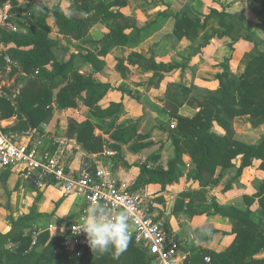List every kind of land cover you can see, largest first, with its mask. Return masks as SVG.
Masks as SVG:
<instances>
[{"label": "trees", "instance_id": "trees-1", "mask_svg": "<svg viewBox=\"0 0 264 264\" xmlns=\"http://www.w3.org/2000/svg\"><path fill=\"white\" fill-rule=\"evenodd\" d=\"M259 4L257 12L258 21L264 27V0H254ZM11 3L15 10V0H0V3ZM123 4V0H71L65 12L60 5L51 9L45 6L28 5L16 8V11L26 10L34 16L28 28V33L21 36L8 30H1L2 40L13 42L17 47L10 55L17 61L20 70L31 77L24 84L11 88H1L5 93H13L16 103L31 117L36 128L35 135L40 133V123L52 116V101L57 109L76 108L81 102L89 110L92 117L115 127L114 123L121 109V102H109L106 106L101 104L106 94L113 89L109 83H103L93 78L90 73L79 71L76 60H94L91 53L71 54L66 60H59L54 53L56 40L49 35L51 27L47 18L52 16L53 23L62 35L80 39L84 37L89 28L100 21L113 19L114 25L101 39L109 46L134 44L145 28L134 25L118 23L122 18L119 11L110 10L114 3ZM34 12V13H33ZM35 12H37L35 14ZM212 15L217 17L219 30L214 35L228 36L232 42L239 40L240 31L244 29L245 17L241 12L229 13L226 9L211 10L203 19L191 18L187 13H180L175 17L172 32L179 39L186 36L192 42L200 40L199 47L207 44L214 35L199 38L198 28H204L206 21ZM124 18V17H123ZM127 28L133 34H126ZM232 43H230V47ZM142 60L147 69L154 70L153 77L161 75L163 63H156L138 53H131ZM93 57V56H92ZM153 61V62H152ZM119 62L122 61L119 59ZM39 71L36 73L35 69ZM13 67L11 74L17 71ZM218 87L215 91H205L197 101L198 109L192 116L178 114L177 105L169 101L167 106L176 108L175 112L169 110V118L175 119L174 127H169V138L173 146V155L167 161V166L156 164L157 154H153L149 163L140 166V182L159 183L161 187L178 180L184 165L183 155L187 154L194 164V177L200 181L201 186L219 182L222 172L228 168H235L239 174L243 168L252 164L254 159H260V168L264 169V133L258 142L248 143L238 140L232 135V122L239 116H248L251 126L264 124V52H258L245 64L239 74L222 71L216 74ZM183 86V85H182ZM187 93L190 87L183 86ZM197 100V98H196ZM0 119L15 117V122L3 128L4 131L20 136L19 132L28 130L26 119L17 111L15 104L0 96ZM216 123L225 133L220 135L212 130ZM73 124V122H72ZM94 123L90 120L74 121V130L78 144L87 152H98L103 148L101 136L94 135ZM102 127V126H101ZM103 128V127H102ZM137 126L130 130L116 128L112 136L119 141L129 142L134 136ZM109 131V130H108ZM69 137V133H68ZM145 139V135L139 136ZM59 143H54L57 146ZM133 144L131 149L135 152L142 147H149L151 143L141 146ZM239 158V166L233 160ZM219 173L214 177L216 168ZM227 188V187H225ZM188 198L185 208L189 216L212 213L227 217L232 223L234 238L231 245L220 253L202 250L190 246L191 264H196L199 258L210 257L211 264H264V256L255 257L264 252V222L255 217L252 205L257 203L260 212L264 214V179L259 189L251 195H243L245 208H238L230 204H219L214 197H208L203 189L188 190L183 194ZM163 202V198L158 197ZM58 204V203H57ZM165 206L161 208L164 216ZM174 211H172L173 213ZM45 216L35 211L32 206L29 213L12 220V229L21 221L30 223L28 231H18L12 235L11 230L0 231V264H149L150 256L146 250L130 238L128 247L118 259H113L112 253L103 255L94 254L86 240L84 251L80 257H70L61 244V237L51 235L49 231L40 233L34 246L31 244V231L36 218ZM167 231V227L165 228ZM214 230L199 229L198 232L211 233ZM12 245V246H10Z\"/></svg>", "mask_w": 264, "mask_h": 264}, {"label": "crops", "instance_id": "crops-1", "mask_svg": "<svg viewBox=\"0 0 264 264\" xmlns=\"http://www.w3.org/2000/svg\"><path fill=\"white\" fill-rule=\"evenodd\" d=\"M70 1L45 0V3L42 4L40 0H16L14 7L20 8L34 5L51 9L55 5H60L67 12ZM123 1V4L118 2L112 4L110 10L119 11L124 17L118 18V23L124 24L126 22L138 28H145V31L139 35L138 41L134 44L109 46L101 40L109 31L110 26L114 25L113 19L97 22L89 28L88 33L84 37L73 39L58 32L52 16L47 18V23L51 27L49 35L57 41L54 47L55 56L59 60H66L71 54L80 53L85 55L90 52V57L94 62L78 58L76 65L79 71L90 73L95 80L109 83L113 87L102 99L101 104L106 106L112 101H122L123 105H121L115 120V127L109 129L107 126L109 118H105L107 122L101 123L98 119L92 117L88 108L81 102L78 103L76 108L57 109L52 101V116L40 123V133L37 135H35V128L31 139H41L44 147L52 154H56L59 158V163L68 173L76 174L83 164L88 161L93 166L108 168L115 178L131 183L144 197L153 199V213L164 221L168 235L172 239L176 238V243L188 250L190 255L189 264H191L192 253L189 250L190 246H195L197 250L202 249L220 253L231 245L234 233L232 232V223L227 217L212 213L189 216L185 208L188 198L184 197L183 194L188 190L203 189L207 192L208 197H214L219 204H230L238 208H245L243 200L240 201L239 199L244 194L250 195V193L245 192L242 194L238 188L245 175H239L232 181V185L228 184L225 186L227 188L223 187L222 191L218 192L215 184L201 186L200 181L194 175L189 174L188 167H190L192 162L190 157L184 154L182 158L184 165L181 166L182 171L178 180L166 184L164 187H161L159 183L140 182V166L144 163H149L153 154L156 153L158 155L156 164H161L164 167L167 166V161L173 155V146L170 138L163 136L161 130L157 127L152 128L151 132L150 129L147 130L148 127L143 119H145V115L147 117L151 116L154 121L158 120V122L162 119H167L169 110L175 112L176 109L167 106L169 101H173L174 104L182 102L179 105L176 104L177 113L184 116H192L198 109L197 101L200 100L202 93L208 90L213 92L217 89V73L224 70L234 74L241 73L246 62L258 52L255 53L253 44L250 45V43L239 40L232 42L228 36L219 37L214 35L217 29L212 28L211 16L206 21L204 28H198L200 39L208 35H214L207 44L199 47L200 40L192 42L186 36L178 39L172 30L175 17L180 13H172L168 10V6L172 2L173 4L175 3L172 0ZM185 3L186 0H180L179 6ZM258 10L259 4L254 2V15L257 14ZM26 12V10H15L13 12V20L17 25V31L14 33L21 36L27 35L29 25L32 21H35L34 16L32 14L27 16ZM195 17L203 19L202 16L197 15L191 18ZM169 24H171V28L164 31L165 26ZM124 32L133 34L131 28L125 29ZM230 43H232V51L229 47ZM16 47L13 42L2 40V35L0 34L1 55L3 53L11 55ZM134 52L149 60L152 59L156 63H163L164 68L160 72L161 75L153 77L154 70L147 69V65H144L145 63L142 60L132 56L131 53ZM119 59L122 61L121 63ZM5 66L4 61L0 57V89L11 86L15 81L26 75L19 67H17V71L11 74L12 69L7 70ZM2 71L8 75V79L2 80ZM23 82L24 79L21 80V83ZM182 85L190 87L191 92L188 95L174 94L173 89L175 87L181 89ZM12 90L14 91L15 88H12ZM184 96L186 97L185 100H183ZM84 120H90L95 123L93 133L103 139L101 151L87 152L81 144H78L74 121L82 122ZM172 120L171 122L174 121ZM238 121V118H234L233 124L236 126L235 128L238 126ZM247 121H249V117ZM14 122L15 117L4 119L2 120V127H8ZM247 124L248 126L251 125L250 122ZM101 126H105V128ZM134 126H137L135 136L129 142L119 141L112 136V133H116L115 129L118 127L130 130ZM212 130L217 134H224V130L216 123H214ZM142 135H145L146 138L140 139L139 136ZM17 139L23 140V137L18 136ZM64 139L74 141L80 145L81 149L72 143L65 142ZM54 143L59 144L53 146ZM147 143H151V145L147 148L141 146ZM133 144L141 146L137 152L131 149ZM107 149L115 150L116 153L106 155L105 151ZM258 160L260 159H254L250 166L244 168L243 172L245 173L246 169H251ZM233 162L238 167L240 159L239 161L235 159ZM219 168L216 169V173ZM158 197L163 198L164 201H159ZM171 201H173L171 212L167 215L166 210ZM238 203H241V205ZM33 205H35L37 213L45 215L36 218L33 226L46 229L49 223L58 226L73 221L76 216L82 213L84 200L75 193L62 192L54 185L51 179L38 172H36V176L33 179L26 178L20 165L11 166L1 171L0 231L6 232L12 229V223H7V215L11 214L12 216H9V218L15 220L29 213ZM164 206L165 212L164 216H162L160 212ZM252 209H257V205H253ZM172 211L174 212L172 213ZM5 223H7V229H1ZM199 229L214 231L202 233L198 232ZM184 258L185 255L181 253L182 261ZM196 264L211 263L205 262L204 258H199Z\"/></svg>", "mask_w": 264, "mask_h": 264}, {"label": "built area", "instance_id": "built-area-1", "mask_svg": "<svg viewBox=\"0 0 264 264\" xmlns=\"http://www.w3.org/2000/svg\"><path fill=\"white\" fill-rule=\"evenodd\" d=\"M42 4L45 0H40ZM10 3H0V32L17 31L13 20ZM30 16L31 13H25ZM7 70L19 67L9 54H0ZM38 68L35 69L37 73ZM1 112V108H0ZM171 124L170 127H174ZM18 136L3 130L0 119V172L11 166L20 165L26 178L33 179L36 172L45 175L64 193H75L84 200V208L73 221L67 224L49 223L46 229L33 226L30 247L34 246L41 232L61 237V244L70 257H80L86 244V235L76 230L83 224L90 207L102 203L111 216L125 213L130 226V236L142 246L150 256L149 264H182L181 252L176 242L165 230L163 220L153 213V199L146 198L131 183L120 181L104 166H93L86 161L76 174L68 173L59 163L56 154L44 147L41 139L18 140ZM106 155H113L115 150L107 149ZM12 246V245H10ZM210 262V257H204Z\"/></svg>", "mask_w": 264, "mask_h": 264}, {"label": "rangeland", "instance_id": "rangeland-1", "mask_svg": "<svg viewBox=\"0 0 264 264\" xmlns=\"http://www.w3.org/2000/svg\"><path fill=\"white\" fill-rule=\"evenodd\" d=\"M172 1H174L175 3L173 4V2H172V4L168 6V10L170 12H172V13L173 12H177V13L184 12V13H187L191 17H193L194 15H197V16H202V18H203L206 14H208L213 9H217L219 11H221L222 9H226L229 13H234L236 11L241 12L242 15H244V17H245V24H244V29H242L240 31V37L241 38L239 39V41H241V42L244 41V42L250 43V45L253 44L254 45L253 49H254L255 53L259 52V51H264V27L258 21L257 14L254 15V2L256 3V1H254V0H186V3L181 4L180 6H179L180 0H172ZM11 6L13 7L12 4H11ZM15 10H16V8H15ZM14 11H12V13ZM210 19L212 20L211 22H213L212 28L219 30V25L217 26V18L215 16H211ZM170 28H171V24L165 26L164 31H167ZM216 36H218V35H216ZM229 47H230V45H229ZM230 49H231V51L233 50L231 47H230ZM1 75L3 76L2 80L8 79V75L4 74L3 71L1 73ZM30 77H31L30 75H25L21 79L15 81L9 87L12 89L14 86H20V85L24 84L26 79H28ZM22 79H24L23 83H21ZM9 87H7V88H9ZM208 91H210V90H208ZM190 92H191V90L189 92L185 93L182 90V88L179 89L178 87H175L173 89V93L176 95H186V94L188 95ZM185 98L186 97L184 96L183 100H185ZM121 105H123L122 101H121ZM246 117L248 118V116L236 117L239 120L237 128H235L236 126H234V124H233L234 120H233L232 125H231L232 135L234 138L241 140V141H244V142H248V143L258 142L264 133V124H261V125L256 126V127H253L251 125L248 126L247 123L249 121H247ZM144 118L145 119H143V121H145V125L148 127L147 130L150 129V132H151L152 128L157 127L158 129L161 130L163 136H166L167 138H169V135H168L169 127L172 123L175 124V119L169 118V116H168L167 119H162L161 121L159 120L160 122H158V120L154 121L151 116L147 117V115H145ZM171 120L173 122H171ZM103 127L105 128V126H103ZM162 127H165V128H162ZM224 133H225V131H224ZM236 161H239V159H236ZM260 161L261 160H258L257 163L251 167V169H246L245 173L243 172L244 168L242 169V171L239 174L236 173V169L234 167L224 170L222 173V177L219 179V182L215 183V186L217 189L216 191L220 192V191H222L223 187H225L226 185H228V184L232 185V181L235 180V178H237L241 174H244L245 176H243V178H242L243 180H242L240 186L238 187L239 192L242 194L245 192L250 193V195L253 194L255 191H257L259 189L260 182L264 179V169L260 168V166H259L260 164L258 165V163ZM235 166H236V164H235ZM188 169H189V174L194 175L195 170H194V164L193 163L190 165V167H188ZM219 171H220V168H219ZM218 172L216 173V171H215V175H217ZM239 200L242 201L243 196ZM238 204L241 205V203H238ZM253 205H255V206L257 205L256 201ZM254 211H255V213H254L255 217L261 218L262 221L264 222V214H262V212H260L259 208L257 207V209H254ZM9 216L11 217L12 215L11 214L7 215V221H8L7 223H9V222L12 223L11 222L12 218H9ZM15 216H19V215H15ZM7 223H5L4 227L1 229H7ZM29 225H30V223H27L25 221H21L20 223L17 224V226L15 228H13L11 230V234L15 235L20 230L21 231H27V229L29 228ZM165 228H166V225H165ZM260 255H264V252L256 255L255 257H262Z\"/></svg>", "mask_w": 264, "mask_h": 264}, {"label": "clouds", "instance_id": "clouds-1", "mask_svg": "<svg viewBox=\"0 0 264 264\" xmlns=\"http://www.w3.org/2000/svg\"><path fill=\"white\" fill-rule=\"evenodd\" d=\"M81 231L94 254L111 252L113 259L126 251L131 238L126 214L121 212L111 216L99 202L89 208L83 224L76 230L77 233Z\"/></svg>", "mask_w": 264, "mask_h": 264}, {"label": "water", "instance_id": "water-1", "mask_svg": "<svg viewBox=\"0 0 264 264\" xmlns=\"http://www.w3.org/2000/svg\"><path fill=\"white\" fill-rule=\"evenodd\" d=\"M0 96L5 97L6 99L10 100L13 104H15V106H16V108H17V111H18V112H19V113H20V114L26 119L29 128H28L27 131H21V132H19V135H20L21 137H23L24 140L29 141V140L32 138V136H33V134H34V132H35V126H34V123H33L32 119H31V117H29V115H28L26 112H24V111L21 109V107L16 103V99H15V97L13 96V93H5V92H3V91L0 90ZM64 141H65V142L72 143V144H74L76 147H78L79 149H81L80 145L76 144V143H75L74 141H72V140L64 139ZM38 173H40V171H38ZM172 202H173V201H171V202L169 203L168 207H167V210H166V214H167V215H169L170 212H171ZM173 241L176 242V238H173ZM176 244H177V248L179 249V251H180L183 255H185V258L183 259L182 264H189L190 255H189V253H188V250H187L185 247L179 245L178 243H176Z\"/></svg>", "mask_w": 264, "mask_h": 264}]
</instances>
